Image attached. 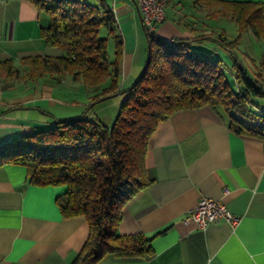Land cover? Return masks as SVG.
Segmentation results:
<instances>
[{"label": "crops", "instance_id": "obj_1", "mask_svg": "<svg viewBox=\"0 0 264 264\" xmlns=\"http://www.w3.org/2000/svg\"><path fill=\"white\" fill-rule=\"evenodd\" d=\"M105 1L123 42L118 84H130L145 64L148 47L141 15L136 0ZM171 1L154 35L188 42L196 53L222 52L229 62L214 43L218 32L229 37L220 27L224 19L207 17L194 0H173L170 5ZM224 1L264 5V0ZM49 23L29 0H0V62H11L20 72L18 77L0 78V146L52 127L57 120L78 117V106L89 104L90 91L84 87L62 85L64 80L55 85L50 76L30 80L21 66L28 57L60 55L43 40ZM201 36L205 39L192 42ZM242 40L243 35L236 51L253 72L262 51L255 39V52L239 50ZM64 89L67 97L59 101L54 91ZM76 94L83 100L74 99ZM144 165L149 184L123 206L117 232L150 237L151 253L142 259L107 255L100 264H264V140L233 133L208 106L182 110L158 124ZM59 194L54 187L30 185L23 166L0 165V264L74 261L87 240L88 225L83 216L61 215L55 204ZM200 197L221 201L237 223L218 221L202 230L186 222L188 210Z\"/></svg>", "mask_w": 264, "mask_h": 264}, {"label": "trees", "instance_id": "obj_2", "mask_svg": "<svg viewBox=\"0 0 264 264\" xmlns=\"http://www.w3.org/2000/svg\"><path fill=\"white\" fill-rule=\"evenodd\" d=\"M29 1L49 17L42 37L60 55L23 59L27 77L36 81L50 76L60 83L68 74L88 88L109 81L91 98L92 104L116 95L123 42L106 1ZM193 4L211 19L235 24L234 38L224 31L214 38L226 53L228 65L221 58L213 60L208 52L196 53L188 42L166 43L143 28L148 41L145 66L126 90L127 97L110 128L98 119L78 116L57 120L52 127L0 146V165L25 167L30 185L60 190L55 204L63 217L85 218L88 237L71 264H100L107 255L142 259L151 253L150 237L120 235L117 226L126 202L149 184L144 159L152 134L174 113L208 106L226 120L233 133L264 140V112L251 109L252 97L264 98V51L254 72L243 65L236 51L246 31L264 44V5L224 0H194ZM204 39L201 36L192 42ZM109 41L114 44L111 60ZM19 74L11 62H0V78Z\"/></svg>", "mask_w": 264, "mask_h": 264}, {"label": "rangeland", "instance_id": "obj_3", "mask_svg": "<svg viewBox=\"0 0 264 264\" xmlns=\"http://www.w3.org/2000/svg\"><path fill=\"white\" fill-rule=\"evenodd\" d=\"M186 1H188V0H186ZM172 4H173V0L171 1L170 5H172ZM165 8H166L165 9L166 13L168 14L170 12V7L166 4ZM220 27L224 28L227 31V33H228L230 38H233L235 36V34H236V26H235V24L233 22H231L229 20H226V19L221 20L220 21ZM101 35L106 37L107 36L106 30L102 29L101 30ZM252 43H253V46H251ZM254 43H256V42L254 41L250 31H246L243 34V40L240 43L239 50L247 49L248 51H251V52L254 51L255 52L256 47H255ZM246 45H247V47H246ZM257 46L260 48L261 51H264V44H261V43L257 42ZM113 51H114V44H113L112 41H109L108 42V57H109L110 60L113 57ZM221 53L218 52V51H215V50L209 51V54H210V56H211V58L213 60H215L217 58H221V59H223V61H225V64L228 65L226 63V60L224 59L223 55H221ZM147 54H148V47L146 46L145 47V62H146V59H147ZM238 56L241 57L242 55L239 54ZM144 66H145V64H144ZM144 66L141 69V71H140L138 76H140V74L142 73V71L144 69ZM251 71H253L252 68H251ZM262 76H264V72H262ZM137 79H138V77L134 81H132V83H130V84L128 82L123 83V84L120 82L119 92H117L116 95H113V96L109 97L108 99H106L104 101H101V102H98V103H95V104L91 103L92 102L91 98L93 96L98 95V93H100L103 88L107 87L109 85V81L104 82L100 86H96V87H93V88H88L81 81H77V82L73 81L71 76L66 74L64 76V78L62 79V80H64V81H62V85L73 86V87H76V88L77 87H84V89H86L87 91L89 90L90 91L89 92L90 97L88 98L89 99V104H87L84 107L81 106L83 104L78 106L79 109H80V112H81L80 113L81 115H79V116H86V118H89L91 120L98 119L103 124H105L107 127L110 128L113 125V123L116 121V119L118 117V114H119V112L121 110V106H122L124 100L127 97L126 90H128L131 86H133V84L136 82ZM54 84L56 85V82H54ZM54 96L59 98V101L65 100L66 97H67L66 90L65 89L64 90H55L54 91ZM82 97H83L82 95L76 94L73 98L81 101V100H83ZM59 101H58V103H59ZM251 102H253V105H251V109L255 113L260 114V113L264 112V98L252 97L251 98ZM67 105L69 107L73 106V104H71L70 102L67 103ZM60 108H61V106L54 108V110H58Z\"/></svg>", "mask_w": 264, "mask_h": 264}, {"label": "built area", "instance_id": "obj_4", "mask_svg": "<svg viewBox=\"0 0 264 264\" xmlns=\"http://www.w3.org/2000/svg\"><path fill=\"white\" fill-rule=\"evenodd\" d=\"M143 28L149 36H155V28L165 20V7L167 0H136ZM170 43V40H165ZM186 222H191L198 229H205L212 223L228 221L232 225L237 219L227 215L225 205L219 201L207 197H200L197 203L188 210Z\"/></svg>", "mask_w": 264, "mask_h": 264}]
</instances>
